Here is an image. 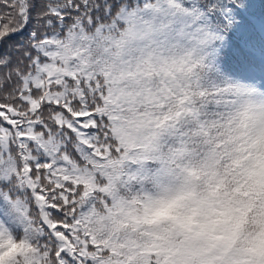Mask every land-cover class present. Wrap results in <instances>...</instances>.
Returning a JSON list of instances; mask_svg holds the SVG:
<instances>
[{
	"label": "snow or ice",
	"instance_id": "1",
	"mask_svg": "<svg viewBox=\"0 0 264 264\" xmlns=\"http://www.w3.org/2000/svg\"><path fill=\"white\" fill-rule=\"evenodd\" d=\"M244 8L0 0L2 264H108L97 206L223 158L250 121L264 125V39Z\"/></svg>",
	"mask_w": 264,
	"mask_h": 264
},
{
	"label": "trees",
	"instance_id": "2",
	"mask_svg": "<svg viewBox=\"0 0 264 264\" xmlns=\"http://www.w3.org/2000/svg\"><path fill=\"white\" fill-rule=\"evenodd\" d=\"M244 4L245 17L254 26L257 37L264 39V19L261 18L262 22L259 18V16L264 17V0H244ZM231 36L230 33L229 39ZM18 39L20 38L16 37L10 44ZM257 125L250 121L248 127L238 138L244 140L249 138L248 142L252 143L253 134L257 133L255 129ZM262 130H264V125H262ZM254 151L258 154L257 147ZM248 154L252 156L251 153ZM245 156L241 154L238 157V164L231 167L221 166L207 170L206 175L214 174V181H211V178L202 179L208 190L215 188L218 184H223L225 187L222 191L226 193V199L233 206L236 205V209H239L241 214L236 237L223 245L222 250H225V254L222 257H216L213 263L227 261V255L232 252L233 248H239L242 245L240 243L250 240L251 238L247 235V226L258 217L259 213H264L263 183H258L259 188H254L247 181L243 182V178H259L258 175L255 176L245 170L244 167L248 164ZM230 160L229 154L218 159L220 164H226ZM250 168L251 166H248V169ZM149 187L148 192L140 194L120 192L115 206L107 208L97 206L91 228L100 244L108 250L106 257L108 264H180L181 260L182 264H207L202 260L203 251L181 256V241L185 240V236L178 233L168 223H153L147 218L149 209L153 207L150 202L166 198L163 190L159 189L160 187L151 185ZM173 190L172 195L186 193L185 188L177 183L174 184ZM254 191H257L255 195ZM252 243L251 241L250 246ZM15 250L12 248L11 252ZM2 262L3 257H0V264Z\"/></svg>",
	"mask_w": 264,
	"mask_h": 264
},
{
	"label": "clouds",
	"instance_id": "3",
	"mask_svg": "<svg viewBox=\"0 0 264 264\" xmlns=\"http://www.w3.org/2000/svg\"><path fill=\"white\" fill-rule=\"evenodd\" d=\"M257 108L264 105V99L253 101ZM259 158L257 175L264 180V136L256 141ZM223 184L210 188L206 195L196 199L188 193H177L149 209L148 219L153 222H165L185 236L189 242H203L198 252L205 248H215L236 237L241 214L223 193ZM264 202V201H262ZM247 235L255 247L264 246V213L247 226ZM184 241H181L183 245Z\"/></svg>",
	"mask_w": 264,
	"mask_h": 264
},
{
	"label": "rangeland",
	"instance_id": "4",
	"mask_svg": "<svg viewBox=\"0 0 264 264\" xmlns=\"http://www.w3.org/2000/svg\"><path fill=\"white\" fill-rule=\"evenodd\" d=\"M259 18L264 19V17L262 16H259ZM255 129H257V133L253 134L252 143L248 142L249 138L245 140L239 138L237 139L234 147L229 149L228 154L231 160L229 162H226V164H220L218 159H215L211 164V161L213 159L210 157L199 160L196 159L190 160L188 161V164L185 166L184 175L174 177L171 181L163 184L159 189L163 190L167 198L168 196L172 195V192L174 191L173 190L174 184L177 183V184H181L182 188H185L186 193L190 194L196 199H200L204 195H206L208 191V188L206 187V183H203L202 179L211 178V181H214V174L212 173L211 176L206 175L207 170L221 166L224 168H228L235 164H238L239 162L238 157L241 156V154L246 155L245 160L248 161L247 166L244 167L245 170L251 172L256 176L258 172V165L256 164V161L258 159L259 153L256 154L257 151L254 150L256 148L257 139L261 136H264V130H262L261 124H258L257 127H255ZM248 153H251L252 156L250 157ZM248 166H251V168L248 169ZM245 181H247L250 184V186L254 188H259L257 187V184L263 183L262 188H264V180H261L260 178H243V182ZM148 188L150 189L149 186ZM256 192L257 191H254V195ZM234 199L236 200V197H234ZM235 206L236 205H234V207ZM251 241L252 240L250 239L244 243H240L242 245H240L239 248L232 247L233 248L232 252H229L227 255V261L222 260V261H217L216 263H213V260L216 257L218 256L222 257L225 254V250H222V247L223 245H225V243L215 248H205L203 250L204 254L202 260L205 261L207 264H264V246L257 248L254 246L253 243L250 246ZM200 246H203L202 241L192 243L185 239L180 250L181 256L194 252L197 253L198 252L197 249H199ZM180 262L183 263L182 260Z\"/></svg>",
	"mask_w": 264,
	"mask_h": 264
}]
</instances>
